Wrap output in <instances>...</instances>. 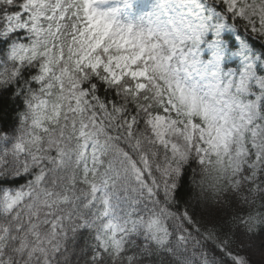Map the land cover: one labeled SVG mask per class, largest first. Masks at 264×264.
Segmentation results:
<instances>
[{"label":"snow or ice","instance_id":"6c2138e0","mask_svg":"<svg viewBox=\"0 0 264 264\" xmlns=\"http://www.w3.org/2000/svg\"><path fill=\"white\" fill-rule=\"evenodd\" d=\"M0 0V264H264V0Z\"/></svg>","mask_w":264,"mask_h":264},{"label":"rangeland","instance_id":"374dc122","mask_svg":"<svg viewBox=\"0 0 264 264\" xmlns=\"http://www.w3.org/2000/svg\"><path fill=\"white\" fill-rule=\"evenodd\" d=\"M156 4V0H147V7L144 9V12L143 13H138L137 17L138 18H142V17H145V16H148L150 14V12L152 11V9L154 8ZM123 16L125 19H129L132 17V15L130 14V12L128 10H123Z\"/></svg>","mask_w":264,"mask_h":264}]
</instances>
